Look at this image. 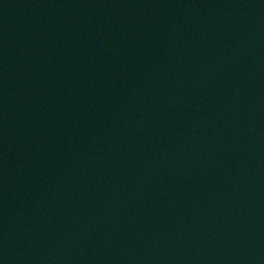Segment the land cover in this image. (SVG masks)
I'll return each mask as SVG.
<instances>
[{
  "label": "water",
  "instance_id": "95a60500",
  "mask_svg": "<svg viewBox=\"0 0 264 264\" xmlns=\"http://www.w3.org/2000/svg\"><path fill=\"white\" fill-rule=\"evenodd\" d=\"M0 264H264V0H0Z\"/></svg>",
  "mask_w": 264,
  "mask_h": 264
}]
</instances>
